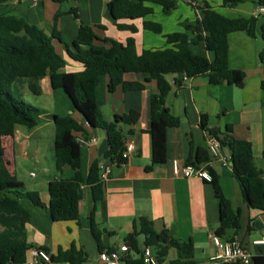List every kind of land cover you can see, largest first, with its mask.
<instances>
[{"label":"crops","instance_id":"crops-1","mask_svg":"<svg viewBox=\"0 0 264 264\" xmlns=\"http://www.w3.org/2000/svg\"><path fill=\"white\" fill-rule=\"evenodd\" d=\"M108 1L11 0L0 6V13L22 17L29 24L42 28L47 33L54 27L60 40L53 38V44L56 51L65 59V65L60 71L70 72L82 69L81 63L68 55V49H73L72 42L80 25L90 26L99 38L109 37L124 42L130 35L116 27L106 7ZM174 1L176 8L168 14L157 4L145 3L141 18L127 21L136 25L138 29L133 34L138 53L144 49L163 47L166 37L174 31L181 30L183 23H193L196 18H201V12L197 7L205 2L213 8L221 7L220 13L230 19L262 15L257 14L259 5L252 0H243L232 7L221 6L220 0H187L194 6V12L181 7L178 0ZM155 23L160 25L159 32L152 30ZM253 32V36L243 30L227 34L229 66L240 69L245 74L239 83L211 84L206 76L182 79V74L179 73L165 76L170 84L165 102L171 114L179 119V125L167 129L165 160L154 164L150 170L146 169L151 162V137L148 132L149 98L157 90L156 81H148L141 90H123L119 85L114 91L109 92L107 75L99 77L96 85V102L103 118L111 120L115 114L136 110L139 112V119L135 124L121 125L124 132L129 131L126 137L133 139L135 151L124 164H111L108 178L104 182V195L95 203L87 184V176L93 161L101 162L105 159L104 153L108 147L106 132L90 126L82 114L73 108L61 89H53L47 76L41 78L39 80L41 92L45 90L55 96L54 91L58 90L62 96L61 113L71 114L81 123L86 136H93L96 141L87 147L80 146L82 197L79 201V222L52 221L43 209L26 199H21V204L31 214L27 224V242L32 244L33 248H47L51 255L59 248L68 249L74 244L87 255V260L83 264H105L98 257L97 244L89 228V215L92 212L94 221L110 232L101 236V242L105 247H114L118 250L124 243V237L134 231L138 219L146 217L151 220L155 231L167 229L175 238L192 240L195 262L205 261L213 255L215 248L211 235L219 224V205L214 196L213 186L200 178H185L181 174H175L172 162L176 160L183 165L188 156L198 148H207L205 130L201 126L204 115L208 128H215L236 139L249 141L255 164L264 169V91L260 87L264 71L258 59L262 41L257 25ZM189 37L192 38L193 34L189 33ZM189 47L192 53L213 59V53L206 50L203 41L192 43ZM124 79L142 81L143 77L129 72L124 74ZM41 109L45 110L43 117L48 125L44 124L45 121H40L44 119L43 117H40L35 126L27 127V131L20 127L21 125H16L13 136L5 138L3 144L5 158L10 162L16 176L21 177L17 178L23 182L27 190L38 191L42 202L48 204V181L73 178L75 174L68 164L55 161L54 126L48 114H57V109L55 107L52 110ZM48 126L50 129L47 136L51 151L49 158L46 159V163L38 159L41 175L35 174V182L26 187L22 172L16 166L15 151L27 158L28 139L35 136L39 139L47 137L43 129H48ZM16 138L18 149L15 146ZM222 152L228 154L226 148H223ZM208 162L209 168L217 176L222 195L229 200L233 211H240V229L235 238L241 240L250 257L264 256V244L253 243V240L264 236V213L249 208L243 201L230 163L224 165L219 160L211 158ZM29 173L32 176L33 172ZM255 221H260L262 227L256 228ZM230 234L231 230L228 231V235ZM137 239L142 248L143 236L140 235ZM176 256L175 249H169L163 264H167V261L175 259ZM63 263L52 261L51 264ZM247 264H252L251 260Z\"/></svg>","mask_w":264,"mask_h":264},{"label":"trees","instance_id":"trees-1","mask_svg":"<svg viewBox=\"0 0 264 264\" xmlns=\"http://www.w3.org/2000/svg\"><path fill=\"white\" fill-rule=\"evenodd\" d=\"M9 1L11 0H0V6ZM242 1L220 0V3L223 7H232ZM252 1L257 5H264V0ZM145 3L157 4L167 14L176 8L174 0H109L106 7L116 27L130 35L124 42L109 37L99 38L90 26L80 25L72 42L73 49H68V55L81 63L82 69L70 72L60 71L65 65V59L53 44V38L60 40L54 27L47 33L42 28L29 24L22 17L0 13V264H25L30 258L29 252L33 245L27 242V224L31 214L21 204V199H26L43 209L52 221L79 222V201L82 197L80 146L75 137L78 134L87 136L78 120L71 114H48L54 126L55 161L68 164L75 174L73 178L48 181V204L42 202L38 191L25 189L23 182L17 178L10 162L5 158L3 141L13 136L15 126L31 128L45 114V110L21 98L22 86L38 95L41 92L39 80L47 76L51 87L61 89L73 108L82 114L90 126L105 130L108 147L104 157L109 162L119 164L123 161L121 151L129 133L124 132L121 125L135 124L139 119V112L131 110L125 114H115L111 120H105L96 102L98 79L103 74L107 75L109 92L119 85L123 90H141L145 83L155 80L157 90L149 98L151 162L146 169L150 170L154 164L165 160L167 129L179 125V119L171 114L165 102L170 90V84L165 77L167 74L179 73L184 75L185 79L206 76L211 84L239 83L245 74L242 70L229 66L227 34L243 30L253 36L256 25L262 41L258 59L264 71V14L260 17L230 19L205 2L197 7L201 18H196L193 23H183L181 30L166 37L163 47L144 49L138 53L133 36L138 29L127 21L141 18ZM159 29L158 23L152 26L153 32H159ZM189 33L193 34L192 38ZM198 41H203L206 50L213 53L212 60L192 53L189 46ZM129 72L142 75L143 80H125L124 74ZM260 87L264 91V77ZM201 126L216 136L221 147L228 150L232 174L238 182L243 201L249 208L264 213V169L255 164L251 143L236 139L215 128H208L204 115ZM209 159L207 148H198L188 156L185 164L197 166ZM209 171L212 175L210 183L219 205V224L213 233L233 239L240 229V211L232 210L229 200L220 191L216 174L211 168ZM87 184L94 203L101 200L104 195V182L100 178L98 161H93L90 165ZM89 228L99 252L115 250L114 247L103 246L101 236L110 232L94 221L92 212L89 215ZM134 228V231L123 239L128 246V250L121 255L124 264H145L137 239L140 235L143 236V246L150 247L161 264L166 260L171 248L175 249L177 256L167 261V264L195 263L192 240L175 238L167 229L157 232L151 220L146 217H140ZM229 230L232 231L230 235ZM36 248L49 252L45 247ZM51 259L55 262L83 264L87 255L83 249L72 244L68 249L59 248L51 255ZM251 263L264 264V256H251Z\"/></svg>","mask_w":264,"mask_h":264},{"label":"built area","instance_id":"built-area-1","mask_svg":"<svg viewBox=\"0 0 264 264\" xmlns=\"http://www.w3.org/2000/svg\"><path fill=\"white\" fill-rule=\"evenodd\" d=\"M257 14H264V5H259L257 8ZM182 79L185 76L182 75ZM205 137L207 143V150L211 159L219 160L222 164L226 165L231 163L229 153L224 154L219 139L205 130ZM76 142L81 147H87L94 144L95 137H84L82 134H78L75 137ZM135 151V144L132 138L126 137L121 151V157L123 159L119 164H124L127 159ZM115 162H107L103 159L99 162L100 178L105 182L108 178L111 164ZM172 169L175 174H181L185 178H200L206 182L212 181V175L209 171V162H205L199 165L192 164H179L178 161L173 160ZM211 241L214 245L215 252L207 260L201 262H195L194 264H247L250 262L251 257L245 251L242 242L238 238L223 239L220 236L211 235ZM254 244H264V236L253 240ZM128 250V246L122 243L118 250L102 251L98 253L99 259L105 264H124L121 260L122 253ZM141 257L145 264H161L155 257L152 249L148 246L141 248ZM51 254L44 249L32 248L30 250V258L25 264H51ZM63 264H68L64 262Z\"/></svg>","mask_w":264,"mask_h":264},{"label":"rangeland","instance_id":"rangeland-1","mask_svg":"<svg viewBox=\"0 0 264 264\" xmlns=\"http://www.w3.org/2000/svg\"><path fill=\"white\" fill-rule=\"evenodd\" d=\"M179 2H181V7L185 8L186 10H191L194 12V6L190 5L187 0H178ZM218 12H220V10L222 11L221 7H217L215 8ZM58 90H55V96H53V94H50L48 92H46L44 90V92H41L40 94L36 95L33 94L30 90H28V88L26 86H22L20 89L21 92V98L23 100H25L26 102L30 103L33 106H36L38 108H44L47 110H52V108H56L57 109V114L58 115H63L61 113V99L62 96L60 94V92ZM59 96L61 98H59ZM65 115V114H64ZM43 117V116H41ZM44 118V117H43ZM40 121H45L44 124H47V120L44 119H40ZM23 129H25L26 131L28 130L27 127L25 126H20ZM50 126H48V129L44 128V132H45V136L48 135L49 132V128ZM49 137H44L43 139H39L36 136L32 137L30 139H28L29 142V146H26V153H27V158H24L23 156L19 155V152H17V150L15 151V159H16V166L17 168H19L22 172L23 175V180L26 184V187H29L28 185L32 184L35 182L36 178H35V174H38V176L41 175V170H40V165L38 163V159H40L42 162L46 163L47 162V158H49V153L51 152L49 149ZM16 143V148L18 149V140L16 138L15 140ZM11 154V152H10ZM12 169V168H11ZM33 172L32 176L30 175L29 172ZM19 178H21L20 176H17ZM26 189V188H25Z\"/></svg>","mask_w":264,"mask_h":264},{"label":"water","instance_id":"water-1","mask_svg":"<svg viewBox=\"0 0 264 264\" xmlns=\"http://www.w3.org/2000/svg\"><path fill=\"white\" fill-rule=\"evenodd\" d=\"M254 225H255L256 228H261L262 227V224H261L260 221H255Z\"/></svg>","mask_w":264,"mask_h":264}]
</instances>
